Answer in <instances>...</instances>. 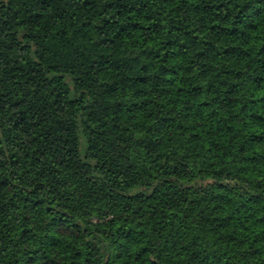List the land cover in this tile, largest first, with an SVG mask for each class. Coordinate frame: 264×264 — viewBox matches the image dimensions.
I'll return each instance as SVG.
<instances>
[{"label": "trees", "instance_id": "1", "mask_svg": "<svg viewBox=\"0 0 264 264\" xmlns=\"http://www.w3.org/2000/svg\"><path fill=\"white\" fill-rule=\"evenodd\" d=\"M0 264H264V0H0Z\"/></svg>", "mask_w": 264, "mask_h": 264}]
</instances>
